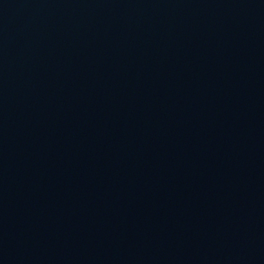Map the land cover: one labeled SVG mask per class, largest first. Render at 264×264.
Returning a JSON list of instances; mask_svg holds the SVG:
<instances>
[{"label":"water","instance_id":"obj_1","mask_svg":"<svg viewBox=\"0 0 264 264\" xmlns=\"http://www.w3.org/2000/svg\"><path fill=\"white\" fill-rule=\"evenodd\" d=\"M0 264H264V0H0Z\"/></svg>","mask_w":264,"mask_h":264}]
</instances>
